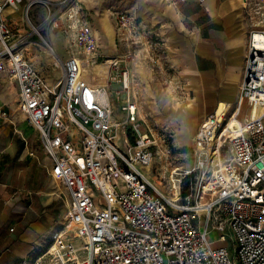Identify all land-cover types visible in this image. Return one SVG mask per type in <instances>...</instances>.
<instances>
[{"label":"built area","instance_id":"1","mask_svg":"<svg viewBox=\"0 0 264 264\" xmlns=\"http://www.w3.org/2000/svg\"><path fill=\"white\" fill-rule=\"evenodd\" d=\"M20 2L0 0V72L17 83L16 110L38 131L43 167L65 206L61 228L29 263L264 264V40L255 38L264 31L249 34L229 119L201 122L195 162L167 195L148 174L161 137L140 114L127 59L105 62L106 82L97 85L82 74L89 57L62 59L42 38L59 72L48 82L26 54L31 35L11 21ZM34 3L48 7L30 0L26 16ZM48 18L41 27L57 26ZM240 107L251 115L237 116ZM232 118L238 125L227 130ZM213 142L208 157L201 146ZM224 146L229 156L219 161Z\"/></svg>","mask_w":264,"mask_h":264},{"label":"crops","instance_id":"2","mask_svg":"<svg viewBox=\"0 0 264 264\" xmlns=\"http://www.w3.org/2000/svg\"><path fill=\"white\" fill-rule=\"evenodd\" d=\"M29 1L21 0L10 15L23 31V16L16 12ZM130 1L137 17L162 31L192 120L201 122L221 103L225 108L221 117L229 114L237 104L249 34L262 27L253 11L264 0H182L176 6L166 0ZM52 37V48L65 59ZM33 46L32 41L26 46L27 56L52 82V56L36 61L35 51H30ZM17 93L16 81L0 72V264H26L42 251L58 230L55 221L61 207L43 167L49 160L39 133L16 110Z\"/></svg>","mask_w":264,"mask_h":264},{"label":"rangeland","instance_id":"3","mask_svg":"<svg viewBox=\"0 0 264 264\" xmlns=\"http://www.w3.org/2000/svg\"><path fill=\"white\" fill-rule=\"evenodd\" d=\"M44 1L48 7L34 3L27 16L25 7L16 12L24 19L18 18L17 22L22 21L21 25L31 35L34 46L30 51H35L33 55L37 56L36 61L42 62L41 58L50 54L43 39L52 45V35L61 56L76 53L80 57H89L82 59L83 69L90 77L94 75L89 79L96 84H102L106 78L108 67L105 62L109 63L114 57L127 59L140 114L154 133L161 137L157 138V147L151 148L153 158L148 174L163 193L170 194L175 175L189 170L195 162L194 139L203 120L194 122L188 111V102H183L185 96L180 87V78L162 31L146 19L137 17L131 10L130 0H123L122 3L121 0ZM259 8L253 11L255 21L262 25L256 30L264 31V5ZM47 17L55 19L57 26L46 24L41 27ZM93 56L96 57L91 58ZM58 75V70L53 72L54 77ZM115 108H119L117 102ZM232 111L222 118L223 123L229 119ZM140 130L144 131V127L141 126ZM119 144L124 148L121 140ZM213 149H217L215 142ZM38 152L42 153L40 148ZM228 156V147H222L219 161ZM59 202L61 207L55 221L56 229H60L64 222L65 206L60 199ZM208 236L214 238L217 234L212 232ZM226 245L232 254L231 244L227 242ZM25 263L30 264L28 259Z\"/></svg>","mask_w":264,"mask_h":264},{"label":"bare ground","instance_id":"4","mask_svg":"<svg viewBox=\"0 0 264 264\" xmlns=\"http://www.w3.org/2000/svg\"><path fill=\"white\" fill-rule=\"evenodd\" d=\"M255 38L259 41V40H264V36L261 34V33H257V34H255ZM261 45V44H260ZM47 53V52H46ZM49 55H51V54H49ZM80 65H81V70H82V74H83V76L88 80V81H90V82H92L90 79L91 78H94V75L93 74H91V77H90V74L87 72V73H85L84 72V69H83V60H81V62H80ZM107 65V64H106ZM89 76V77H88ZM90 78V79H89ZM96 81H98V80H96ZM99 82V81H98ZM106 82V81H105ZM105 82L104 83H102V84H97V85H104L105 84ZM93 84H96L95 82H92ZM224 110H225V108H224V104L223 103H221L219 106H218V108H216V110L213 112V114H214V116H216L217 118H219L221 115H222V113L224 112ZM250 114L251 115V113L250 112H248V109L247 110H245L244 109V107H240V109H239V111L237 112V116H244V115H246V114ZM236 125H238V122H237V120H236V118H232V119H230L229 121H228V125L226 126V129L227 130H234V127L236 126ZM201 149H202V151H204L206 154H207V156L209 157V156H211V155H213L215 152H216V150H214L213 149V147L210 145V144H207V145H204V146H201ZM174 179V178H173Z\"/></svg>","mask_w":264,"mask_h":264}]
</instances>
